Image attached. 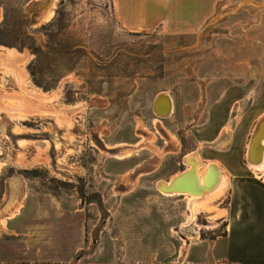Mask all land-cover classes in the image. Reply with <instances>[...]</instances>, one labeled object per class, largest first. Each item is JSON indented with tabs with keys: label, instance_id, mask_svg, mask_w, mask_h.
I'll return each mask as SVG.
<instances>
[{
	"label": "rangeland",
	"instance_id": "374dc122",
	"mask_svg": "<svg viewBox=\"0 0 264 264\" xmlns=\"http://www.w3.org/2000/svg\"><path fill=\"white\" fill-rule=\"evenodd\" d=\"M111 7L0 0V211L53 205L81 228L79 251L48 264H193L196 246L224 236L206 206L225 205L227 189L196 210L190 196L158 186L230 150L216 146L235 134L237 102L224 132L207 130L231 87L220 30L131 34ZM7 54L21 60V78ZM165 96L171 106L161 110Z\"/></svg>",
	"mask_w": 264,
	"mask_h": 264
},
{
	"label": "crops",
	"instance_id": "0c3cea01",
	"mask_svg": "<svg viewBox=\"0 0 264 264\" xmlns=\"http://www.w3.org/2000/svg\"><path fill=\"white\" fill-rule=\"evenodd\" d=\"M111 6L120 28L131 34L160 30L197 37L205 29L220 30L222 65L228 69L223 82L231 87L212 105L207 130L224 132L218 125L227 120L235 102L241 119L233 138L216 146L217 151L230 147L224 161H213L229 176L222 195L227 194V203L214 199L206 208L217 225L225 226L224 236L193 248V264H264V177L255 175L259 173L249 168L245 157L253 128L248 131L249 124L264 117V0H111ZM7 61L21 78L17 70L21 60L7 54ZM4 211H0V264L62 263L79 251L81 228L71 225L55 206L26 205L17 211L19 215L7 218Z\"/></svg>",
	"mask_w": 264,
	"mask_h": 264
},
{
	"label": "bare ground",
	"instance_id": "6f19581e",
	"mask_svg": "<svg viewBox=\"0 0 264 264\" xmlns=\"http://www.w3.org/2000/svg\"><path fill=\"white\" fill-rule=\"evenodd\" d=\"M165 100H166V102L164 101V102H161V104H159L161 107L160 108L161 110H166V109H168L169 106H171V99H169L168 97L165 96ZM154 108H155V106H154ZM246 159H247L249 168L254 173H259V172L264 170V117L260 118L257 121L256 126H255L253 132L251 133V139L249 140V144L247 147ZM194 160L197 161L196 158H194ZM195 163H197V162H195ZM211 166H213V168L215 170L213 169L212 176L210 178L211 179L210 186L211 187L213 186L210 190H204L202 193L197 194V195L190 194L188 192H167L166 191L167 188L171 187V184L175 179H177L179 176H181L182 174H184L186 172H193L194 176H196L198 181H199V185L201 187L205 188L206 187L205 186V176L207 175V172ZM182 174L176 176L175 178H173L168 183H165V184L159 183L158 187H159L160 192H162L163 194H166V195H170V196H172V195H182V196L188 195V196H190L189 201H190L191 205L193 206V209H194V207H195V209L196 208H198V209L204 208L205 209L204 205L207 202H209V201L213 200L214 198L223 194L229 185L228 174L225 172V170L220 165H218L216 163L207 164L204 168L199 166V164H197L195 166L189 167L188 170H186ZM192 182H193V179L186 180V181H184V183H182L179 186V188L180 189H185V188L192 189V187L190 186V185H192ZM210 186H209V188H210ZM207 204L209 205V203H207ZM193 215L195 216L196 214L194 213ZM193 215H192V219L194 217Z\"/></svg>",
	"mask_w": 264,
	"mask_h": 264
},
{
	"label": "water",
	"instance_id": "95a60500",
	"mask_svg": "<svg viewBox=\"0 0 264 264\" xmlns=\"http://www.w3.org/2000/svg\"><path fill=\"white\" fill-rule=\"evenodd\" d=\"M213 166H211L207 172V175L205 176V188L201 187L199 185V181L197 179L196 176H194L193 172H186L184 174H182L181 176H179L177 179H175L172 184L171 187L167 188L166 191L167 192H188L190 194H200L202 193L204 190H210L212 187L210 186V182H211V176H212V171H213ZM215 170V169H214ZM216 172V171H215ZM193 179L192 185H190L192 187V189L190 188H185V189H180L179 186L184 183V181L186 180H191ZM210 186V188H209Z\"/></svg>",
	"mask_w": 264,
	"mask_h": 264
},
{
	"label": "trees",
	"instance_id": "16d2710c",
	"mask_svg": "<svg viewBox=\"0 0 264 264\" xmlns=\"http://www.w3.org/2000/svg\"><path fill=\"white\" fill-rule=\"evenodd\" d=\"M24 264H26V263H24ZM34 264H48V263H34Z\"/></svg>",
	"mask_w": 264,
	"mask_h": 264
}]
</instances>
